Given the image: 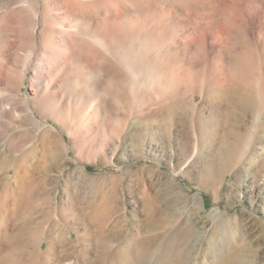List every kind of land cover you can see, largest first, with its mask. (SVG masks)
Listing matches in <instances>:
<instances>
[{"label":"rangeland","instance_id":"374dc122","mask_svg":"<svg viewBox=\"0 0 264 264\" xmlns=\"http://www.w3.org/2000/svg\"><path fill=\"white\" fill-rule=\"evenodd\" d=\"M3 239L264 264V0H0Z\"/></svg>","mask_w":264,"mask_h":264},{"label":"bare ground","instance_id":"6f19581e","mask_svg":"<svg viewBox=\"0 0 264 264\" xmlns=\"http://www.w3.org/2000/svg\"><path fill=\"white\" fill-rule=\"evenodd\" d=\"M24 228H26V227H24ZM26 232H27V230H26ZM23 236L27 239L28 248L30 247V245L34 246L37 243V240H38L37 234L24 232ZM4 238L6 239V236ZM5 239L1 240L0 254H2L3 251H5L6 249L9 248L8 244H6V246H5ZM23 244H24V242L20 241L18 243L19 248H17V247L12 248V251L14 252L15 256H22L23 257V255L26 253V252H23V249H22ZM48 244L49 245L46 249H42L43 244L41 243V245L40 246L38 245L39 247L35 248L33 251H27L25 256L28 255V264H69L70 263V262H65L66 258L62 254L63 250L58 249V246L55 244V242H53V240H52V242L50 241V243H48ZM60 244H63V242H61ZM24 246H25V248H27V245H24ZM56 253L58 256L53 258L52 255L53 254L56 255ZM144 254H146V252ZM214 257H215V255L213 253H209L208 256L206 255V259H211V258L213 259ZM20 259H22V258H20ZM20 263L23 264L22 262H20Z\"/></svg>","mask_w":264,"mask_h":264}]
</instances>
